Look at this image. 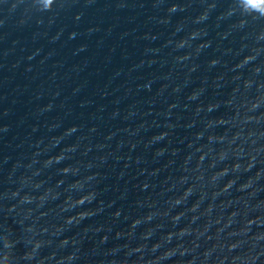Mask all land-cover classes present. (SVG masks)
<instances>
[{
  "label": "water",
  "instance_id": "obj_1",
  "mask_svg": "<svg viewBox=\"0 0 264 264\" xmlns=\"http://www.w3.org/2000/svg\"><path fill=\"white\" fill-rule=\"evenodd\" d=\"M0 264H264V0H0Z\"/></svg>",
  "mask_w": 264,
  "mask_h": 264
}]
</instances>
